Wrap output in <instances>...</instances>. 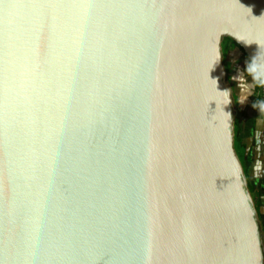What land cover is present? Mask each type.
I'll use <instances>...</instances> for the list:
<instances>
[{"label": "water", "instance_id": "water-1", "mask_svg": "<svg viewBox=\"0 0 264 264\" xmlns=\"http://www.w3.org/2000/svg\"><path fill=\"white\" fill-rule=\"evenodd\" d=\"M223 37L264 0H0V264H264Z\"/></svg>", "mask_w": 264, "mask_h": 264}, {"label": "rangeland", "instance_id": "rangeland-1", "mask_svg": "<svg viewBox=\"0 0 264 264\" xmlns=\"http://www.w3.org/2000/svg\"><path fill=\"white\" fill-rule=\"evenodd\" d=\"M224 66L235 106L233 127L234 147L243 167V177L253 202L259 225L264 251V220L260 215L259 200L264 195V180L255 179L251 174L256 158L264 159V102L251 106L256 95V85L249 65L239 44L230 37H223L220 44ZM243 73V87L234 79ZM250 187V188H249Z\"/></svg>", "mask_w": 264, "mask_h": 264}, {"label": "clouds", "instance_id": "clouds-1", "mask_svg": "<svg viewBox=\"0 0 264 264\" xmlns=\"http://www.w3.org/2000/svg\"><path fill=\"white\" fill-rule=\"evenodd\" d=\"M247 72L252 74L253 80L257 81L261 84H264V61H258L255 58L247 67ZM239 81V86L243 87V73H241L238 77H234ZM225 97H227L228 93H224Z\"/></svg>", "mask_w": 264, "mask_h": 264}, {"label": "crops", "instance_id": "crops-1", "mask_svg": "<svg viewBox=\"0 0 264 264\" xmlns=\"http://www.w3.org/2000/svg\"><path fill=\"white\" fill-rule=\"evenodd\" d=\"M251 174L255 177V179L259 178L264 180V159L260 160L256 158L255 162L253 163ZM259 208L261 218L264 220V195L259 200Z\"/></svg>", "mask_w": 264, "mask_h": 264}, {"label": "trees", "instance_id": "trees-1", "mask_svg": "<svg viewBox=\"0 0 264 264\" xmlns=\"http://www.w3.org/2000/svg\"><path fill=\"white\" fill-rule=\"evenodd\" d=\"M242 51H243V49H242ZM244 55L247 58L248 63L250 64L251 63L250 59L248 58V56L245 53H244ZM255 85H256V95L253 97L251 106H254L258 102H264V88H263L262 84L255 81Z\"/></svg>", "mask_w": 264, "mask_h": 264}]
</instances>
